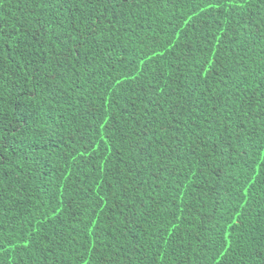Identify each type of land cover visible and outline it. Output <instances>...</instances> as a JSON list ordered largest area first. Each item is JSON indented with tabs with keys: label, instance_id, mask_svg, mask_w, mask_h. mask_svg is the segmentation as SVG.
Segmentation results:
<instances>
[{
	"label": "trees",
	"instance_id": "1",
	"mask_svg": "<svg viewBox=\"0 0 264 264\" xmlns=\"http://www.w3.org/2000/svg\"><path fill=\"white\" fill-rule=\"evenodd\" d=\"M0 264H264V0H0Z\"/></svg>",
	"mask_w": 264,
	"mask_h": 264
}]
</instances>
